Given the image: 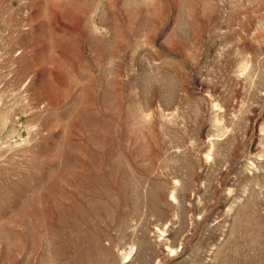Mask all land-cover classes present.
<instances>
[{
  "label": "rangeland",
  "instance_id": "1",
  "mask_svg": "<svg viewBox=\"0 0 264 264\" xmlns=\"http://www.w3.org/2000/svg\"><path fill=\"white\" fill-rule=\"evenodd\" d=\"M0 264H264V0H0Z\"/></svg>",
  "mask_w": 264,
  "mask_h": 264
}]
</instances>
